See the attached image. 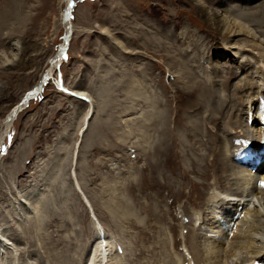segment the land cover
<instances>
[{"label": "rangeland", "instance_id": "1", "mask_svg": "<svg viewBox=\"0 0 264 264\" xmlns=\"http://www.w3.org/2000/svg\"><path fill=\"white\" fill-rule=\"evenodd\" d=\"M185 2L71 0L69 20L74 25V31L68 34L59 11L63 8L65 14L66 6H60V0H0V16L11 15L10 20L4 18L0 52L9 51V43L17 40L23 45H32L34 50L43 49L47 53L46 59H55L68 38V47L55 78L43 83V90L32 100H27L28 107L17 118L13 128L11 124L4 131L7 137L3 139L0 148V166L5 170L0 171V187L3 189L0 191V225L5 230L1 233L6 234L4 236L9 239L10 246L0 253V264H61L67 256L72 257L70 264H86L89 254L103 246L99 238L105 234L111 238L112 252L118 260H115L116 264H143L144 259L151 254L141 248L145 242H154L153 232L157 231L151 227L166 228L168 225L167 228L178 230L177 235H165L169 243L168 253L179 264H189L187 260H191L190 264H198L192 259L194 253L185 241L189 229L179 228V221L190 223L192 220V224L199 228L202 207L190 204L186 198L173 197L156 184H159V177H154L155 170L148 168L156 156L153 153L147 159L143 156L146 148L141 136L143 114L134 113L143 110L146 114L148 109L147 106H144L145 110L142 107L146 105L145 102L139 106L134 103L140 100L139 93L135 92L136 89L132 93L129 88L130 77L135 75L143 79L142 71H145L154 91L150 97L153 96L156 102L158 98L162 100L164 109L170 115L171 126L180 128L177 116L179 121L185 122V114L192 107V97L177 94L169 86L174 80L168 67L156 56L155 51L145 49L142 40L130 35L131 31L138 35L144 30L149 36L157 33L163 41H169L170 37L174 41L179 37L181 40L178 39L180 42L176 43L179 52L186 49L190 51L188 43L194 39V34L202 35L198 30L204 24L194 7ZM11 9L17 17H12ZM180 11L183 14L176 18ZM18 15L31 19L27 25H21ZM180 21L183 22L181 26L175 25ZM199 42V50L205 52L206 44ZM39 63L40 59L36 65ZM36 65L34 70L37 69ZM48 69L45 64L42 74ZM58 75L66 88L85 92L90 97L95 111L88 117L87 123L84 124L87 103L69 96L57 87ZM1 76L0 81L6 83V77ZM26 81L15 80L13 89L22 84L26 90L35 82L34 79ZM235 81L236 77H233L229 86ZM105 86L110 87L112 92L111 96H104L105 100H110V105L102 108L98 92ZM163 88H167L166 95L170 102L166 101ZM160 92L163 96L158 97ZM1 115L0 121L4 114ZM97 127L106 135L103 140L93 136ZM152 140L159 143L156 135ZM171 146L174 148L175 144ZM161 150L167 152V149ZM10 153L17 158L14 173H11ZM184 158L178 156L176 160L180 172L186 167ZM7 163L8 171L5 166ZM46 167L49 168L47 187L39 180L40 172L45 171ZM165 173L170 175L172 172L167 169ZM176 174L171 175L172 181H176ZM193 179L192 176L190 180ZM160 182L166 180L160 179ZM35 188L41 192L36 197L38 203L35 202L38 213L44 218L41 222L31 209L32 198H27ZM213 191L217 192L216 189ZM123 205H128L132 210L128 217L122 211ZM47 208L50 216L44 212ZM161 210L166 213L165 216L158 214ZM149 212L155 215L149 218ZM157 218L160 223L156 221ZM98 222L104 235L97 231ZM231 236L232 233L227 246L233 240ZM65 237H69L70 246L65 243L66 246L62 245ZM46 240L57 243L50 250V243L46 245ZM57 249L61 253L58 258L54 253ZM64 249L66 252H63ZM238 253V259L233 258L227 264H250L245 258L246 251L238 250ZM110 254L111 249L104 256L105 262Z\"/></svg>", "mask_w": 264, "mask_h": 264}, {"label": "bare ground", "instance_id": "2", "mask_svg": "<svg viewBox=\"0 0 264 264\" xmlns=\"http://www.w3.org/2000/svg\"><path fill=\"white\" fill-rule=\"evenodd\" d=\"M185 1V3L194 7V11L198 13L204 24V27H200L198 30L202 35L194 34V39L188 43L190 51L186 49L179 52L180 49L176 46V43L180 42L179 37L173 39L174 41H172V37L169 38L170 40L168 39L169 41H163L157 33H151L149 36V34L147 35L148 32L141 30L138 36L136 33L130 32V35H134L132 36L134 39L139 38L143 41L142 45L145 46V49L155 51L156 56L168 67L174 80L169 86L174 88L177 94L181 93L192 97V101H190L192 107L185 114V122L179 121L177 116V125L180 128L175 129L171 126L170 115L164 109L162 100L160 101L158 98L156 102L153 100V96L150 97V93H154V91L150 87L152 83L145 71H142L143 79H139L134 74L130 77L129 88L131 87L132 93L136 89L135 92H138L140 97V100H136L134 103H138L139 106L142 102H145L146 105H142V107L145 110L144 106H147L148 109L146 114L142 112L141 107L142 111L137 110L134 112L143 114L141 136L146 147L143 156L147 159L148 155L155 154V161H149L151 167H147L151 168L152 171L155 170L154 177H159V184L158 182L156 184L159 185L162 191H167L173 197L186 198L190 204L202 207L199 228L194 223V225L192 224V220L190 223L179 221V228L187 227L189 229V235L185 238V241L191 246L190 248L194 253L193 260L198 264H227L233 258L238 259V250H244L248 262H251L252 259H258L264 263L263 155H259L260 159L253 154L247 155L244 157L245 163L236 161L240 155L237 153L239 146L234 143L237 139L250 140L251 153H254L259 150L260 138L263 134L256 112L260 108L261 101H264V0ZM62 4L66 6V12L64 14L62 8L59 9L60 14L68 29V34L73 33L74 25L68 18L71 0H60L59 5ZM12 12L11 9L10 14L13 15L12 17H17V14ZM6 13H9V9ZM182 14L180 11L176 18H179ZM8 16H5V14L0 16V45L3 43L2 27L4 18L9 20L11 18V15ZM18 16L21 25H25L31 19L22 15ZM182 23L180 21L175 25L181 26ZM193 23L197 24L194 20ZM134 24L138 25V23ZM67 40L55 59L50 57L46 59L47 53L43 49L34 50L32 45H23L21 41L17 40H12L9 43V51L6 50V53L0 52V76H5L7 79L6 83L0 81V115L4 114V116L1 115L2 119L0 121V148L3 146V139L7 137L4 131L11 124L13 128L20 114H24L28 107L27 100H32L39 95L38 93L43 90L42 86L46 80L55 78V73H57L58 67L60 68L61 60L68 47ZM154 40H156L155 44ZM199 41L206 44L207 48L203 45L205 52L199 50ZM117 44L121 45L119 42ZM209 50L212 52L211 55H209ZM206 56L208 59H206ZM39 59L40 63L37 66L36 61ZM45 64L49 69L42 74V67ZM35 65L37 66L36 70H34ZM233 77H236V81L232 86H229V81ZM21 79L24 82L26 79V82H28V79H34L35 82L32 87L26 90H24L26 87L22 84L13 89V82ZM56 81L57 87L61 88L64 93L87 103L88 111L84 124L87 123L88 117L95 111L90 97L82 91H71L62 82ZM163 89V93L166 95L168 93L167 88ZM111 92V88L107 86L99 89L98 93L100 94L102 108L110 105V100H105V97L111 96ZM160 95H162L161 92L158 97ZM165 99L170 102L167 95ZM99 129L96 128V134L93 136L103 140L106 135ZM155 135L158 136L159 143L153 142L152 139ZM174 144L175 147L173 148L171 145ZM161 148L167 149V152L162 151ZM178 156H182V159L185 157L184 166L186 167L182 168L181 172L176 165ZM10 158H12L11 173H14L17 158L12 153H10ZM5 166L7 167L6 171H8L9 164L7 163ZM47 167L45 171L40 172L41 176L39 177L40 183L45 187L49 184L47 171L50 166ZM161 167L162 169L164 167V170H161ZM167 169L171 170L170 175L165 173ZM0 171L4 172L5 170L0 166ZM175 174L176 181H172L171 175ZM192 176L194 179L190 180ZM160 179L166 180V182L161 183ZM152 181L154 182V180ZM183 181L184 183H182ZM11 187L15 189L14 186L11 185ZM214 189L217 192H214ZM0 191H3L1 187ZM39 194L41 192L35 188L31 196L27 198L33 199L30 202L32 204L31 209L41 222L44 219L43 215L38 213L37 205H35V202L38 201L36 197ZM128 205L122 206L125 217L132 213ZM48 208L44 212H47L50 216ZM115 214L118 216L117 212ZM158 214L160 216L166 215L162 210ZM153 215L155 214L150 213L147 216L150 218ZM158 219L156 221L160 223ZM163 227H151L152 230L156 229L157 231L153 232L151 230L155 235L154 242L151 244L145 242L141 248L151 254L146 260L144 259L143 264H179V261L168 253L169 243L165 237L166 234L169 236V233L177 235L178 230ZM96 228L99 233L101 230L103 235L105 234L99 222L96 223ZM1 231L5 232L0 225V253L2 254V252L9 249L10 242L4 236L6 234L3 235ZM231 233L233 240L227 246ZM71 236L73 235L71 234ZM65 238V241L62 240V245L69 244L70 246L69 237ZM99 239V241H103V246L95 248L94 253L91 254L92 256L89 254L86 264H104V256L107 255L110 249L111 254L106 258L105 263L116 264L118 260L112 252L111 238L106 237L105 234L104 237L101 236ZM48 243H50V246ZM56 243L47 241L46 245L51 250V247ZM65 250L63 252H66ZM54 251L55 256L58 258L61 253L58 249ZM71 258L69 256H67V259L66 257L63 258L61 264H70ZM187 261L189 264L191 263V260ZM237 264H243V262Z\"/></svg>", "mask_w": 264, "mask_h": 264}, {"label": "water", "instance_id": "3", "mask_svg": "<svg viewBox=\"0 0 264 264\" xmlns=\"http://www.w3.org/2000/svg\"><path fill=\"white\" fill-rule=\"evenodd\" d=\"M68 18H69V13H68ZM58 78H59V82H61V79H60V76L58 75Z\"/></svg>", "mask_w": 264, "mask_h": 264}]
</instances>
